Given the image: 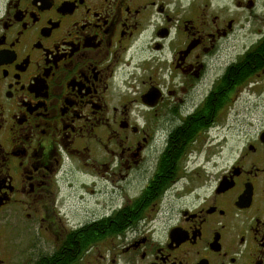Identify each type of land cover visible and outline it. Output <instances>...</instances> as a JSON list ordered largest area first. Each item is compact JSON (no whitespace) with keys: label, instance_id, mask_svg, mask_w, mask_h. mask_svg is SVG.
<instances>
[{"label":"flooded vegetation","instance_id":"obj_1","mask_svg":"<svg viewBox=\"0 0 264 264\" xmlns=\"http://www.w3.org/2000/svg\"><path fill=\"white\" fill-rule=\"evenodd\" d=\"M263 81L264 0H0V264H264Z\"/></svg>","mask_w":264,"mask_h":264},{"label":"rangeland","instance_id":"obj_2","mask_svg":"<svg viewBox=\"0 0 264 264\" xmlns=\"http://www.w3.org/2000/svg\"><path fill=\"white\" fill-rule=\"evenodd\" d=\"M264 85V81L261 83V86ZM257 100L255 98L254 95L250 96L249 97V103H247L246 101L245 102H239L237 104V106L240 108L241 112H243L244 109H246L244 112H243V115L244 114H248L250 115L251 117L256 115L257 114V111L253 109L254 107V104H256ZM247 103V104H246ZM249 107L251 108V110H249ZM232 125H235L234 124V121L231 122ZM232 127V126H231Z\"/></svg>","mask_w":264,"mask_h":264}]
</instances>
